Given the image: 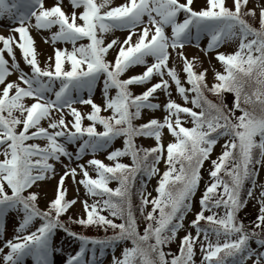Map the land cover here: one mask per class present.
<instances>
[{
    "label": "snow or ice",
    "instance_id": "snow-or-ice-1",
    "mask_svg": "<svg viewBox=\"0 0 264 264\" xmlns=\"http://www.w3.org/2000/svg\"><path fill=\"white\" fill-rule=\"evenodd\" d=\"M63 3L64 0H56L52 7H45L44 0H0V17L8 15L13 19L18 24L13 31L19 34L18 41L14 36H0L3 44L0 85H4L0 90V156L3 157L0 159V223L10 211L23 214L17 233H25L36 219L41 221L35 231L17 235L15 242H6L9 251L3 256L4 264H24V258L29 255L34 264H52L51 240L57 229L81 242L79 250L68 256L65 264H97L96 245L114 247L124 241H130L131 247L123 248L119 257L113 255L112 264H195L197 244L202 253L201 264H228L229 260L232 264H247L249 260L252 264H264V251L259 250L264 248V238L255 230H264V190L260 193L261 206L254 230L249 231L237 217L246 203L241 199L243 185L249 180L255 185V166L264 165V7L259 12V28H255L245 19L256 15L255 9L246 8L249 0H233V8L227 7L225 0H206V7L199 11L192 7L194 0L183 3L181 0H126L114 7L112 0H68L73 9L70 15L63 10ZM76 9L82 10L77 13ZM181 13L184 14L182 21L179 20ZM145 16L150 27L144 26L137 32V27L144 25ZM169 27L170 36L165 32ZM30 28L50 32L56 28L45 38V43L70 44L71 49L55 48L54 57H49V64L42 68ZM115 31H126L128 35L123 41L114 38L105 43V36ZM202 36L208 37V43L201 51L205 55L216 51L215 58L223 68L222 72L214 71L211 86L206 81L207 69L197 72L198 59H189L182 51L193 43L199 48ZM85 39L88 43H78ZM237 41L234 52L217 51L224 44ZM14 45L30 66V73L19 69ZM116 47L114 61H108L107 54ZM169 48L182 61L184 81L174 67L168 66L172 55ZM5 52L11 57V65L4 57ZM135 66H144L145 70L121 78ZM13 70L19 72V83H5ZM101 76L103 106L92 98ZM154 76L160 77L159 82L146 87L139 95L132 93L131 86L150 84ZM173 84L184 101L183 106L171 99ZM112 89L116 90L115 95H110ZM158 90L169 97L163 105L167 113L163 121L153 118L134 125L133 121L141 117L143 110L161 108L152 102ZM206 91L217 97L233 94L232 107L212 102ZM25 98L32 99L33 103L26 105ZM77 103L90 106L91 111L81 113L73 106ZM102 111H110L111 115L103 116ZM17 112L19 116L15 115ZM66 115L72 119L67 120ZM85 119L90 121L87 126L83 124ZM189 119L192 126L185 127ZM42 121H48L47 127L42 126ZM97 125L103 131H97ZM165 128L174 137L166 147L162 143ZM140 136L154 138L155 146L137 147L135 138ZM120 137H123V147L107 155L112 164L92 158L76 168L64 165L54 199L49 201L47 210L38 208V193L28 190L56 175L54 163L50 161L62 163L61 157H64L71 162L89 153L95 156ZM221 137L228 139L222 153L211 160L210 183L200 198V211L189 225L195 229V236L189 232L181 238L178 254L165 252V246L184 227L183 221L191 211L192 197L201 179L200 170ZM31 140H45L46 144L42 147L27 143ZM77 141L80 143L73 154L66 145ZM122 157H130L131 164L120 162ZM161 161L166 165L162 174L157 167ZM81 174L82 178L77 181L76 177ZM138 174L149 179L160 176L155 197L149 199L151 194L145 195L143 181L138 190L139 208L146 222L143 234L138 230L132 204V188ZM67 177L82 185L88 196L100 197L91 204L85 200L86 217L73 223L105 231L111 228L112 236L97 240L71 232L65 226L61 217L76 203L66 199ZM111 181H117L115 189L109 187ZM252 195L249 189L248 197ZM149 204L152 210L144 215ZM221 207L223 215L213 211ZM105 211L107 216L102 215ZM205 212L211 214L205 216ZM116 219L121 222L115 223ZM201 221L205 226H201ZM251 241H255L257 249L251 247ZM89 243L92 249L88 248ZM89 251L93 255L86 260Z\"/></svg>",
    "mask_w": 264,
    "mask_h": 264
},
{
    "label": "rangeland",
    "instance_id": "rangeland-1",
    "mask_svg": "<svg viewBox=\"0 0 264 264\" xmlns=\"http://www.w3.org/2000/svg\"><path fill=\"white\" fill-rule=\"evenodd\" d=\"M45 2V7H52L55 3L56 0H44ZM126 0H112V6H119L120 4L125 3ZM181 2L183 3L184 0H181ZM225 4L227 7L229 8H233V0H225ZM63 10L66 12V14H71L73 9L70 6V4L68 3V0H64V3L62 5ZM193 9L196 11H199L201 8L206 7V0H194V3L192 5ZM249 9H255L256 18H259V12H260V8L264 7V0H249V3L246 6ZM22 10V9H21ZM82 9H76L77 13H79V11H81ZM184 18V14L181 13L179 16V20H183ZM144 25H140L137 27L136 31L139 32L144 26H149L148 25V18L145 16L144 17ZM32 23H34V19L32 21ZM18 26V24L13 20L10 19L9 17H7L6 15H4L3 17H0V36H4V37H10V36H14L16 38V40H19V34L15 33L13 31V29ZM56 28H53L51 30V32L56 31ZM51 32L48 30H37L35 28H30L29 29V33L32 36V38L35 41V48L37 50V59L39 61L40 66L43 68L46 65L49 64V57H54V49L55 48H68L69 50L71 49V45L70 44H64V43H56L55 45H53L50 41L48 43H45V38L46 37H50ZM165 32L167 35H171V28H166ZM128 35V33L126 31H115L112 32L110 34H107L105 36V43L111 41L114 38H119L120 41H123V39ZM135 40V37H134ZM78 43H87V40H82ZM208 43V37L207 36H202L200 41H199V45L200 47L197 48L196 46H194L193 44H188L186 45L182 51L184 53V55L186 57H188L189 59H191L192 57H196L198 59V63L195 67V70L197 72L202 71L204 69H207V74H206V81L208 83L209 86H211L214 83V71H223V68L221 66V64L216 60L215 56H216V51H210L208 52L207 55H205V53L203 51H201V49L205 48L206 45ZM0 46H2L1 42H0ZM238 46V41L237 42H229L224 44L223 46H221L217 51L219 52H223V53H232L236 50ZM3 47V46H2ZM14 48V53H15V59L19 65V69L22 70L24 73H30L31 69L30 66L26 65L24 60L22 59V55L19 52L18 47H15V45L13 46ZM118 51V47L113 48L112 50L109 51V53L106 56V59L108 61H114L115 59V55L116 52ZM181 51V49H177V52ZM169 52L172 53L169 61H168V66L169 67H174L177 70L178 75L180 76L181 80L184 81L185 80V75L182 71V61L180 60V58L176 55L175 52H172V49L169 48ZM4 57L6 60H8L9 65H11L12 60L11 57L8 56L7 52L4 53ZM148 59V63L151 64L152 58L149 57ZM144 66H135L131 69H129L128 72H126L121 78H128L129 76L135 75V74H139L142 73L144 71ZM18 76H19V72L13 70L12 73L10 75H8L6 77V81L7 82H17L18 81ZM165 79H167V76H165ZM160 77L159 76H154L151 83L144 85V86H136L133 85L131 86L130 90L132 91V93L134 95H139L140 93H142L146 87H150L151 84L157 83L159 82ZM102 82H103V76L100 77V81L97 84V87L95 89V92L93 94V100L95 103L103 106V99H102ZM4 85H0V90H2ZM23 86V85H22ZM185 87H188L187 84H185ZM171 99L176 101L177 103L181 104L182 106L184 105V101L183 99L177 94L176 90H175V85H171ZM85 98H87V93L84 94ZM110 95H115V89H112L110 91ZM169 97L167 95L164 94V92L162 91H157V93L155 94V99L152 101L153 103H157L161 105V108H159L158 110H154V111H150L148 109L143 110L142 115L139 119L134 120L135 123L138 124H142V123H146L148 120L150 119H157L160 121H163L165 115L167 114L163 108V105L167 103ZM25 104L26 105H30L31 103H33V100L30 98H25ZM74 107H76L77 109H79L81 111V113H88L91 111V107L87 106V105H81L79 103L74 104ZM188 107H192L191 104L186 105ZM67 110H65L66 112ZM102 114L111 115L110 111H102ZM15 115L19 116L20 114L17 112L15 113ZM56 118H59V114H56ZM66 119L67 120H71L72 117L66 115ZM182 119H184V117L182 116ZM88 123H90V121H88L87 119H85L83 121L84 125H87ZM43 127H47L48 125V121H42L41 122ZM185 127H191V121L190 119L187 120L186 123H184ZM34 130V129H33ZM51 131V129H50ZM227 137H221L217 144L214 146L213 151L210 155V159L206 160L204 162L203 167L201 168L200 171V182H199V186L198 189L196 190L194 196L192 197V201H191V211L188 212L185 216V219L183 221L184 223V227L177 233V236L175 238L174 241H172L171 243L168 244V248H169V252L172 255L176 254V250L179 249V244H180V240L183 236H185L187 233L191 232L193 236H195V229L189 227L190 222L195 218V214L197 212L200 211V198L204 193L205 187L210 183V177H209V171L211 169V160H215L219 153L223 151V145L225 143V141L227 140ZM136 140L140 143V145L144 146V148H150L155 146V140L154 138L151 137H137ZM39 143V145L44 146L46 144L45 140H37ZM174 141V137H172L170 135V133L168 132L167 128L163 129L162 132V143L165 145V147L167 146V144L169 142H173ZM80 141H77L74 146L75 148L78 147ZM122 146V139L117 138L116 140L113 141V143L110 145V147L106 150V151H100L97 152L95 154V156H93V154L89 153L87 155H84L82 158H80L79 160L73 159L71 162H69L68 159L61 157L62 163H57L54 161H50L51 163H54L55 166V172L56 175L51 177L50 179H46L44 181L38 182L36 185H34L31 189H29L28 191L31 192H36L38 193V201H37V206L39 209L41 210H47L48 207V203L50 200L54 199L55 196V190H56V186L58 184L59 178L61 175H63L64 172V165H68L69 167L72 168H76L78 164H85L86 162L92 158H96V159H100L102 160L105 164H112L113 162L107 160V155L108 152H111L112 150L116 149V148H121ZM67 149L69 152L71 153H75L76 150H72L70 147H68L66 145ZM1 159H3L2 156H0ZM157 167L159 168V172L160 174H162L165 170H166V165L164 164L163 161H161ZM256 176H255V185H251L252 191H253V195L251 198H249L248 196L246 197L245 201L246 203L244 204V206L239 210V216H242L243 221H247L250 220L254 221L258 214H259V209H260V193L262 190L261 185H264V165H257L256 166ZM77 171L79 172V169L77 168ZM90 174L95 177V173L89 169ZM82 178V174L78 175L76 177L77 181H79ZM160 176L156 175L153 176L152 178H144V186H145V190L144 193L145 195H147L148 193L151 194V196L149 197V199H151L152 197L156 196V187H157V182L159 180ZM65 188L67 189V194H66V199L67 200H75L76 203L62 216L64 218V220L69 221V217H72V220H76L79 219L81 217H86V214L84 212V206H83V202L85 200L88 201L89 204H91L94 200L97 199V197H90L86 194L85 189L82 185H79L78 183H73V180L71 177H67L65 179ZM26 193V192H25ZM150 208V204L145 208L144 211V215L147 214V212L149 211ZM213 210H219L218 214L221 213L220 209H213ZM216 212V211H215ZM204 214H211L210 212H205ZM22 213H19L17 211H10L6 214V218H7V223L8 226L5 229V235L4 237L1 239V244H6L7 241L13 239V241L15 242L14 238L17 235H25L28 234L30 232L29 228L26 230L25 233H17V228L19 226L20 220L22 219ZM37 223V222H36ZM35 223V224H36ZM34 224V225H35ZM246 224H248L246 222ZM249 226V225H248ZM247 228V226H245ZM91 232H95L98 233L100 230L98 227H87ZM252 229H254V227H252ZM259 230V229H256ZM261 232H264V230L260 229ZM98 235H102V234H98ZM203 239V234H201V240ZM212 241L215 242V237L212 236L211 237ZM223 237H221V243H223ZM80 242L79 239H77L76 237L70 236L67 232L62 231L60 229H57L55 231V234L52 237L51 240V247L53 249L52 251V255L50 256V260L52 262V264H65V261L68 257V254L71 253L73 254V251L76 248V243ZM251 247L253 249H257L258 245L255 243V241H251L250 242ZM126 245L123 243H119L117 245L113 246H108V251L101 257V258H97V264H112V257L113 255L119 257L121 255V252L123 250V248H125ZM59 250V251H56ZM260 251H264L263 248H259ZM7 254V252H4L2 256H0V264H2L3 260V256ZM70 255V254H69ZM74 255V254H73ZM30 257V256H28ZM90 255L86 256L85 259L88 260L90 259ZM193 260L195 262V264H201V260H202V253L200 251V245L197 244L195 246V255L193 257ZM26 264H34V260L32 259H28V261H25ZM24 263V264H25ZM4 264V263H3ZM232 264V263H231ZM247 264H252V261L249 260L247 261Z\"/></svg>",
    "mask_w": 264,
    "mask_h": 264
},
{
    "label": "trees",
    "instance_id": "trees-1",
    "mask_svg": "<svg viewBox=\"0 0 264 264\" xmlns=\"http://www.w3.org/2000/svg\"><path fill=\"white\" fill-rule=\"evenodd\" d=\"M245 19L253 27L259 28V18H256L255 16L254 17L253 16H246ZM205 95L207 96V98L209 100H211L214 103L226 104L228 108H231L232 105H233L234 96L231 93H225L223 95V97H217V96L213 95L212 93L206 91ZM239 115H240V112L237 111L236 112V116H239ZM136 126H138V125H136ZM136 145H137V147H143L144 148V146H142V145H140L138 143H136ZM221 153H219V155ZM257 156H258V152H257ZM120 162L130 165L131 164V158L127 157L125 160H121ZM256 171H257V169H256ZM142 178H143V175L142 174H138L136 179H135L133 188H132V193H133L132 194V204H133L135 216L137 218L138 230L140 231L141 234H143V230H144V228L146 226V222H145L143 216L141 215L140 208H139L140 198H139V195H138V190H141V188H142ZM225 179H227V177H225ZM251 185H252V181L251 180L246 181L245 184L243 185V189H242V193H241L242 201H245L246 197L248 196V190L251 188ZM117 186H118V183L116 182L115 186H113L112 188L115 189ZM143 190H144V188H143ZM220 191H222V189H220ZM218 209L221 210L220 215H223V213H224L223 207L218 208ZM151 210H152V206H150V208H149V211H151ZM156 214L158 215V212ZM102 215L107 216L108 212L105 211V212L102 213ZM207 215H210V214H205V216H207ZM237 217H238L239 221H242L244 226H247V229L249 231L254 230V229H252V227H254V223H255L256 219L254 221H251V219L247 220V221H243L242 216H239V213H237ZM61 220L65 223V226L71 232H74V233H77V234H80V235H84V236H87V237H90V238H94V239H97V240L105 239L106 237L112 236L114 234V232H113V230L111 228H108L107 231H105L103 228H99L100 231L98 233H95V232H91L90 230H87L89 228H85V227H83V226H81V225H79L77 223H73V220L69 219V221H66V220H64L63 217H61ZM120 222L121 221L119 219L115 220V223H117V224H119ZM246 222L248 224H246ZM201 226L202 227L205 226V222L204 221H201ZM256 231L261 232L260 229L256 230ZM261 233H262V238H264V232H261ZM98 234H102V235H98ZM126 243H127V247H131V242L130 241H126ZM164 251L170 253L168 245L165 246ZM178 252H179V249L176 250V254H178ZM168 259H171V255L168 257ZM231 262L232 261L229 260L228 264H230Z\"/></svg>",
    "mask_w": 264,
    "mask_h": 264
}]
</instances>
